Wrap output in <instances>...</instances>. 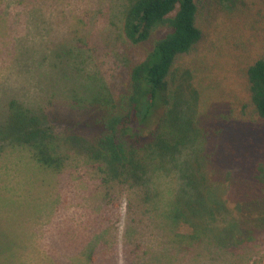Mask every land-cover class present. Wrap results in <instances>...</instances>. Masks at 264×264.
<instances>
[{
  "label": "trees",
  "instance_id": "1",
  "mask_svg": "<svg viewBox=\"0 0 264 264\" xmlns=\"http://www.w3.org/2000/svg\"><path fill=\"white\" fill-rule=\"evenodd\" d=\"M122 33L137 59L119 93L76 116L6 103L0 155L27 149L51 177L75 152L103 186L175 173L154 203L174 206L167 245L263 246L264 0H128ZM0 264H26L25 249Z\"/></svg>",
  "mask_w": 264,
  "mask_h": 264
},
{
  "label": "rangeland",
  "instance_id": "2",
  "mask_svg": "<svg viewBox=\"0 0 264 264\" xmlns=\"http://www.w3.org/2000/svg\"><path fill=\"white\" fill-rule=\"evenodd\" d=\"M127 3L0 0V109L15 100L41 117L48 108L76 116L118 94L137 59L122 33ZM68 153L67 169L51 177L27 149L0 155V250L24 248L26 264H264L263 242L165 243L177 231L167 220L174 206L154 208L176 192L177 174L103 186L82 155Z\"/></svg>",
  "mask_w": 264,
  "mask_h": 264
}]
</instances>
